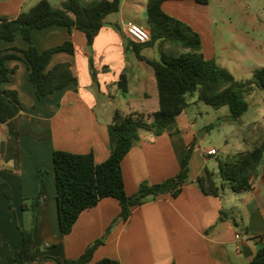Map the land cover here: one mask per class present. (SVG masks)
<instances>
[{"label": "crops", "instance_id": "1", "mask_svg": "<svg viewBox=\"0 0 264 264\" xmlns=\"http://www.w3.org/2000/svg\"><path fill=\"white\" fill-rule=\"evenodd\" d=\"M38 1L0 0V16L16 18ZM48 1L57 8L66 0ZM146 5L147 0H121L119 10L104 19L90 50L80 30H69L61 25L31 30L32 42L39 52L64 42H70L73 47V53L55 52L50 57L46 70L56 64L69 63L75 78L50 95L36 97L23 59L5 62L10 74L0 88L16 91L21 111L15 118L0 124V179L9 187L13 205L11 209L4 187L0 185V257L4 244L12 250L21 247L20 227L32 219L22 211V200L35 194L39 169L46 170L41 187L44 200L33 219L32 247L54 244L42 250L40 256L77 258L118 217L119 202L112 197L103 198L79 215L69 234L62 235L52 153L55 150L92 153L96 163L103 162L109 156L107 126L115 110L123 114H150L158 109L154 71L131 52L130 40L125 35L127 23L148 29ZM240 5L241 0H208L205 4L195 0H165L161 8L199 35L200 53L205 59L214 60L228 70L223 64H226L227 54L231 56L233 38L245 36L250 26L247 15L240 18L244 24H234L233 12L239 11L236 9H240ZM166 45L172 48L171 52H176L169 54L184 52L158 41L147 46L157 48V59L145 57L142 49L140 55L148 60H159ZM27 46L17 31L13 41H0V53H12L14 47L23 50ZM121 74L126 77L125 92L118 84ZM258 93L264 102V93ZM245 113L233 123L242 132L244 143L252 149L264 143V116L245 123ZM182 114L159 136L141 131L140 139L121 163L126 194L132 195L142 182L153 185L175 176L188 145L193 144L188 180L180 194L174 198L164 193L132 207L129 218L111 227L104 243L86 264H96L102 259L119 264H248L262 245L259 238L264 234V155L250 190L235 193L226 187L219 196L204 194L195 180L209 172L220 185L218 161L228 160L229 156L247 148H239L238 144L234 152L221 155L217 148L205 146L204 137L197 139L192 134L193 123L180 124ZM210 149L216 153L208 155ZM221 211L226 218L220 221ZM33 264L56 263L48 260Z\"/></svg>", "mask_w": 264, "mask_h": 264}, {"label": "trees", "instance_id": "2", "mask_svg": "<svg viewBox=\"0 0 264 264\" xmlns=\"http://www.w3.org/2000/svg\"><path fill=\"white\" fill-rule=\"evenodd\" d=\"M165 0H147L146 13L150 40L144 44L128 41L137 59L149 64L156 80L158 92V109L150 114L131 112L123 114L115 110L111 122L107 126L109 139V156L106 160L96 163L92 153L77 154L62 150L52 153L55 176L56 204L59 229L62 235L71 232L79 215L107 197L119 202L120 213L110 227L98 239L89 243L83 253L74 259H61L49 255L40 256L42 250L54 246L44 245L33 248L32 224L35 213L42 204V179L45 169L37 171L36 191L31 197L22 200V211L29 215L21 231V247L12 250L7 244L2 246L0 264H33L35 262L53 261L56 264H86L91 261L94 251L104 243L110 229L119 220L126 221L131 208L146 203L161 194L168 193L177 197L184 182L188 180L189 162L194 145H188L182 159L179 172L160 183L149 185L142 182L137 191L127 195L124 187L121 163L140 139V132L147 131L159 136L174 123L177 117L191 104L190 100L202 102L214 109L227 107V120H238L248 109L246 97L255 89L264 91V67L253 71L252 77L246 81H236L234 76L214 60H207L200 53L199 35L183 22L166 14L161 4ZM205 4L208 0H195ZM121 0H66L61 7H53L48 0H40L33 6L22 11L16 18L0 16V41H13L19 31L28 44L26 49L13 48V52L0 53V84L8 81L10 70L5 62L9 59H23L29 69V81L37 98L50 95L62 89L75 78L69 63H60L46 70L50 57L55 52L73 53L70 42L51 47L42 52L34 46L30 32L51 25H61L69 30L77 29L84 33L87 48L91 49L94 38L104 25L107 15L120 8ZM169 43L184 50L179 54L161 51L159 60H148L140 55L143 47L152 46L156 42ZM17 53L22 55V58ZM13 68L11 71H14ZM95 82V73L91 72ZM119 87L126 91V77L121 74ZM21 105L16 91L0 88V124L20 114ZM212 124L210 127H213ZM264 155V143L252 149L241 150L234 155V160H219L218 175L221 184L217 185L211 174L198 177L196 186L204 193L219 196L226 187L235 193H242L252 188ZM4 187V195L12 209L9 187L0 179ZM226 214L221 211L219 220ZM96 264H119V262L102 259ZM248 264H264V245H260Z\"/></svg>", "mask_w": 264, "mask_h": 264}, {"label": "rangeland", "instance_id": "3", "mask_svg": "<svg viewBox=\"0 0 264 264\" xmlns=\"http://www.w3.org/2000/svg\"><path fill=\"white\" fill-rule=\"evenodd\" d=\"M239 8L236 9L239 11L233 12L234 24H244L240 18L247 15L250 26L245 36L233 38L231 56L227 54L224 60L226 64L223 65L227 66L236 81H246L252 77L254 70L264 67V0H241ZM245 41L252 46L246 45ZM171 49L166 45L164 51L176 53L175 51L171 52ZM131 52L133 51L131 50ZM156 52L157 48L143 47L141 54L145 57L156 58ZM258 92L264 93L263 90L255 89L251 95L246 97L249 108L243 119L245 123L253 121L258 116H264V102L260 97L262 95ZM190 102L191 104L180 117V124L190 126L193 123L192 134L196 138L198 135L204 137L205 146L217 148L221 155L234 152L238 144L239 148H250V145H246L242 140V132L239 127L227 120L226 117L229 114L227 107L214 109L202 102H196L195 97ZM212 124L214 126L210 127ZM233 157L229 156V159L234 160Z\"/></svg>", "mask_w": 264, "mask_h": 264}, {"label": "built area", "instance_id": "4", "mask_svg": "<svg viewBox=\"0 0 264 264\" xmlns=\"http://www.w3.org/2000/svg\"><path fill=\"white\" fill-rule=\"evenodd\" d=\"M125 35L131 42L136 44H144L150 40L149 30L134 23L126 24ZM215 153L214 149L207 151L208 155H214ZM259 241L264 244V234L259 238Z\"/></svg>", "mask_w": 264, "mask_h": 264}, {"label": "water", "instance_id": "5", "mask_svg": "<svg viewBox=\"0 0 264 264\" xmlns=\"http://www.w3.org/2000/svg\"><path fill=\"white\" fill-rule=\"evenodd\" d=\"M197 138H198V139H201V138H202V136L198 135V136H197Z\"/></svg>", "mask_w": 264, "mask_h": 264}]
</instances>
